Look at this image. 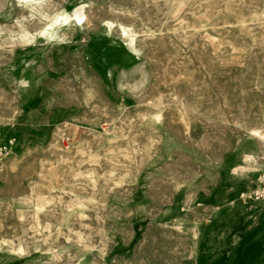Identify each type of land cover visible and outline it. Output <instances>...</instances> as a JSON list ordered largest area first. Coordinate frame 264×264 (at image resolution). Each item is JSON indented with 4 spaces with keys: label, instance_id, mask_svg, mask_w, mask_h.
<instances>
[{
    "label": "rangeland",
    "instance_id": "obj_1",
    "mask_svg": "<svg viewBox=\"0 0 264 264\" xmlns=\"http://www.w3.org/2000/svg\"><path fill=\"white\" fill-rule=\"evenodd\" d=\"M9 137L0 264H264V0H0Z\"/></svg>",
    "mask_w": 264,
    "mask_h": 264
},
{
    "label": "crops",
    "instance_id": "obj_2",
    "mask_svg": "<svg viewBox=\"0 0 264 264\" xmlns=\"http://www.w3.org/2000/svg\"><path fill=\"white\" fill-rule=\"evenodd\" d=\"M29 137H30V139H32V140H36V139H39V138H37L38 136H36V135H31V134H29ZM19 139H20V141H22L21 140V138L19 137ZM20 144L22 145V143L20 142ZM250 186V185H249ZM248 186V187H249ZM248 187H246V188H248ZM225 201H226V203L224 204V207H225V209H229V210H233L234 209V207H233V205H234V203L236 202V204H241V203H239V201H237V196H232L231 198L229 197V198H226L225 199ZM255 204H257V203H255ZM229 205V206H228ZM220 207H223V205H217V206H215V207H213L212 209H211V214L209 215V217H210V224H209V228L210 229H213L214 231H216V232H219V233H221V232H225L226 233V231L228 230V229H230V230H228L229 232V234H226L225 235V240L223 241V244H222V246L224 245V246H226V248L225 247H222V250H224V248H225V250H231L232 248L234 249V244H238V242H239V239L237 238V241L236 240H234L233 238V235H234V232H233V230H232V228H230V227H233V221H231L230 223H227L228 222V219L225 217V221H223L222 219H220V217H219V213H217V211H214L215 209L217 210V209H220ZM214 209V210H213ZM224 209V210H225ZM247 218H250V216L248 215V217ZM228 236V237H227ZM231 237V238H230ZM229 245H231L230 247H228ZM228 248V249H227Z\"/></svg>",
    "mask_w": 264,
    "mask_h": 264
},
{
    "label": "built area",
    "instance_id": "obj_3",
    "mask_svg": "<svg viewBox=\"0 0 264 264\" xmlns=\"http://www.w3.org/2000/svg\"><path fill=\"white\" fill-rule=\"evenodd\" d=\"M13 142L14 138L9 137L4 146L0 145V159L7 153V147L10 148V146L13 145ZM239 198L244 202L256 201L259 203H264V172L259 173L256 176L251 188L247 191L241 192Z\"/></svg>",
    "mask_w": 264,
    "mask_h": 264
}]
</instances>
